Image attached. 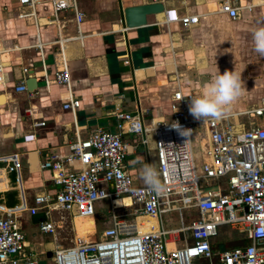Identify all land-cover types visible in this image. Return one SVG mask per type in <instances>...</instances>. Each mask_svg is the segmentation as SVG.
Masks as SVG:
<instances>
[{
    "label": "built area",
    "instance_id": "2783aa9c",
    "mask_svg": "<svg viewBox=\"0 0 264 264\" xmlns=\"http://www.w3.org/2000/svg\"><path fill=\"white\" fill-rule=\"evenodd\" d=\"M139 1L162 6V19L155 25L166 29L173 24L187 29L203 16L179 14L168 7L171 0ZM15 5L17 19L35 29L40 20L53 27L56 65L52 83L64 88L61 109L74 113L79 101L71 93L65 47L70 40L82 38L79 26L84 12L77 0H15ZM256 7L264 8V0L243 6L238 0H223L213 13L235 20L240 10L250 12ZM68 24L75 28L76 37L63 35ZM119 24L123 25L121 21ZM125 30L123 25L117 31L121 34ZM36 37L34 48L41 50L37 30ZM119 58L122 66L128 67V53ZM21 71L27 73L26 69ZM13 91L26 92L23 78ZM196 96L176 88L168 98V121L151 120L145 126V111L135 105L131 112L114 113L115 133L98 130L81 139L73 126L67 153H49L39 163L40 170L50 173L54 194L35 196L31 207L23 198L8 211L0 205V264H264V96L257 105L237 114L201 120L188 110ZM24 113L31 116L30 109ZM173 122L191 130L190 134L180 135L171 128ZM44 126L43 121L31 123L33 129ZM198 131L204 140L201 148L205 160L197 168L192 145ZM121 132L136 138V143L123 141ZM148 135L152 137L159 190L133 185L124 166L129 151L146 145ZM34 140V133L22 136L23 143ZM0 161L10 163L0 170V180H4L5 172H13L22 195L17 155L2 156ZM200 180L206 188L199 185ZM4 186L0 193L7 190L5 180ZM124 199L128 205L120 203ZM101 201L107 202L108 222L96 238L75 233L69 245L54 246L49 258L46 252L34 251L17 220L20 214L35 216L40 212L44 219L38 221L37 232L53 238L60 224L50 219L52 211L72 219L92 218ZM129 217L133 218L127 220ZM145 217L154 224L145 228L144 222H136ZM225 226L238 236L236 241L246 243L225 249L226 242L216 241L218 228ZM143 228L146 230L140 232Z\"/></svg>",
    "mask_w": 264,
    "mask_h": 264
},
{
    "label": "crops",
    "instance_id": "0c3cea01",
    "mask_svg": "<svg viewBox=\"0 0 264 264\" xmlns=\"http://www.w3.org/2000/svg\"><path fill=\"white\" fill-rule=\"evenodd\" d=\"M221 1L171 0L168 7L174 8L177 13L203 16L196 25L187 29L173 24L167 31L163 26L155 25L162 18V15L157 14L147 17L144 27L127 29L120 34L117 30L123 26L119 24V21L122 23V10L140 5L139 0H77L85 18L79 26L82 38L70 40L65 47L71 93L79 101V108L70 113L61 109L64 88L52 83L56 65V50L51 43L56 38L53 27L40 20L35 29L27 21L16 18L15 0H0V157L17 155L22 190L20 195L14 173L5 172L7 190L0 195L5 198L12 193V200L17 203L0 205L5 209L12 208L19 205L23 198L25 204L30 203V206H26L31 207L35 196L54 194L50 173L40 170L39 163L49 153H67V145L73 140V126L77 128L81 139L98 130L115 133L114 113L131 112L135 105L145 111V126L151 120L168 121V98L176 88L184 94L194 92L200 95L201 88H196L195 81L188 79L181 71L193 69L198 74L203 73L212 78L215 76H212V69L207 73V68L212 67L207 66L201 56L205 45L209 43L207 28L212 24L216 27L219 21L237 24V21L245 18L258 19L264 13V8H254L250 12L240 10L239 17L230 20L225 15L213 13ZM254 1L238 0V5ZM112 8L116 12L115 21L108 20L105 13ZM210 12L212 14L208 15ZM61 16L68 17V14ZM36 30L39 42L43 44L41 50L34 48L37 43ZM63 35L74 38L76 30L68 24ZM208 45L214 50H225L230 46L227 37L222 36L220 39L214 36L213 42ZM124 53L129 56L128 67L122 66L119 58ZM22 69H26L27 73L23 74ZM219 73L222 74L221 71ZM28 77L36 80V88L30 93H14L17 83ZM261 96L264 93L247 108L238 103L240 96L225 114H237L249 109L257 105ZM26 109H30L31 116L24 113ZM239 120L243 121L241 118ZM32 121H43L45 126L33 129ZM28 133H34L35 140L23 143L22 136ZM201 133L194 135L197 140L199 136L201 138ZM120 135L130 145L136 143L137 139L129 134L121 132ZM152 149V137L148 135L146 145H138L135 150H130L124 160L125 169L135 186H147L141 169L144 164L155 166ZM194 158L198 168L201 161L198 149L195 150ZM9 165L8 162L0 161V170H5ZM5 201L6 204L10 203L7 198ZM1 202L4 203V199ZM120 203L128 205L126 199ZM96 209L98 213L104 211L98 206ZM30 217L38 221L44 219L40 212ZM74 222L78 236L92 232L86 228L78 232L85 226L78 228ZM26 239L33 249L39 251L38 254H47L54 247L52 243H34Z\"/></svg>",
    "mask_w": 264,
    "mask_h": 264
},
{
    "label": "rangeland",
    "instance_id": "374dc122",
    "mask_svg": "<svg viewBox=\"0 0 264 264\" xmlns=\"http://www.w3.org/2000/svg\"><path fill=\"white\" fill-rule=\"evenodd\" d=\"M105 13L107 18H109L108 20L115 21L116 12L114 8L109 9ZM210 14H212V12H210L208 15ZM248 19L249 18H245L243 20L241 19L237 21V24H233L227 21H219L216 24V27L215 24L209 26L207 28L209 31V43L213 42L214 36L218 39H220L222 36L227 37V42L228 44H230V46H227L225 50H214L213 47L211 48L208 45V43L207 45H205V51L201 53V56L204 57L203 59L207 63L206 65L212 67L207 68V73H209L211 69L213 70L212 76L216 74L217 69L218 71H221L222 74L225 71H234L236 74H241V80L243 82L245 90L242 92L239 99L240 102L238 103L243 108L250 107L258 98V96L264 93V56H261L254 50V46L252 43V30L254 28L264 26V13L259 15L258 19ZM252 23H254L253 27L250 28ZM165 30L168 31V29L166 28ZM181 68L183 69L185 67L181 66ZM215 68H217L216 71H214ZM179 70L177 67L178 72H180ZM181 72H183L184 75L188 77V79L195 81L196 88H201L199 94L202 93L203 87L207 84V82L212 79L210 75H205L203 73L198 74V72L193 69H183ZM196 81L199 83H197ZM198 183L201 187L206 188L203 181L200 180ZM219 183L222 186L223 179H220ZM209 185L211 186L212 183H209ZM0 197H3L0 198V203L4 204V206H10L17 203L16 200H12V193L5 196V198H7L10 203L6 204L4 196L0 195ZM3 199L4 203L1 202V200ZM26 205L30 206V203H27ZM97 206L101 209L104 208V211H100L99 213L95 212L92 218H84L76 220L75 222L73 221L74 219H72V217H68L64 213L52 211L50 213V219L53 222H57V224H60V228L56 230V235L53 238L49 235L38 234V220H36L35 217H30L28 214L23 213L17 216V220L20 223L21 232L30 241L41 244L52 243V246H67L71 243L70 241L73 239L74 234H77V231L75 232L74 230L76 229V227L73 225V222L75 225H77L78 228L79 226H85L78 230V232H81V230H84L85 228L87 230H91L92 232L88 234L91 240L95 239V236L100 232V230H102L107 225L108 216L105 212V210L107 209V202H98ZM132 218L133 217H129L127 218V220H131ZM136 222H144L145 228H147L148 225L154 224V221L150 220L149 218H137ZM217 232L218 236L216 241H227L228 247H226L225 249L231 248V241H236L235 239L238 237L233 232H230L228 230V227L226 226L223 228H218ZM34 251L39 252L36 249H34Z\"/></svg>",
    "mask_w": 264,
    "mask_h": 264
},
{
    "label": "clouds",
    "instance_id": "9594fccd",
    "mask_svg": "<svg viewBox=\"0 0 264 264\" xmlns=\"http://www.w3.org/2000/svg\"><path fill=\"white\" fill-rule=\"evenodd\" d=\"M252 43L254 50L264 56V26L252 30ZM244 90L241 74H236L234 71L220 74L217 69L215 76L203 87L202 93L191 98L189 113L197 120L206 117L220 118L230 111L231 105L239 99ZM171 128L184 137L191 132L182 129L179 122H173ZM141 175L151 189H160L158 173L154 165L144 164Z\"/></svg>",
    "mask_w": 264,
    "mask_h": 264
},
{
    "label": "water",
    "instance_id": "95a60500",
    "mask_svg": "<svg viewBox=\"0 0 264 264\" xmlns=\"http://www.w3.org/2000/svg\"><path fill=\"white\" fill-rule=\"evenodd\" d=\"M162 9L163 8L160 4H140V5L126 7L121 12L122 23L126 29L142 28L146 25L147 17L160 14L162 12ZM24 86L26 92L30 93L36 88V80L33 77H28L24 81ZM201 142L202 143L199 150L201 153V160L204 161L205 154L203 149L201 148L204 140H201ZM49 257H50V253H47L46 258Z\"/></svg>",
    "mask_w": 264,
    "mask_h": 264
},
{
    "label": "bare ground",
    "instance_id": "6f19581e",
    "mask_svg": "<svg viewBox=\"0 0 264 264\" xmlns=\"http://www.w3.org/2000/svg\"><path fill=\"white\" fill-rule=\"evenodd\" d=\"M161 15V14H160ZM162 19V18H161ZM193 138H194V143H193V145H192V150H193V154L195 155V150H199V148H200V146H201V138H200V136H199V140H197V138H195V136H193ZM194 146V147H193ZM2 189H5V186H4V180H0V190H2ZM2 210H6V211H8V209H4V208H1ZM145 218H148V217H145ZM79 219H84V218H78V217H75L74 218V220L73 221H75V220H79ZM150 220H152V219H150ZM153 225V224H152ZM146 229H140L139 231L141 232V231H145ZM81 237H84V236H81Z\"/></svg>",
    "mask_w": 264,
    "mask_h": 264
},
{
    "label": "trees",
    "instance_id": "16d2710c",
    "mask_svg": "<svg viewBox=\"0 0 264 264\" xmlns=\"http://www.w3.org/2000/svg\"><path fill=\"white\" fill-rule=\"evenodd\" d=\"M192 214H194V212H192ZM231 242H232L231 245H230L231 248H234L235 246H241V245H244L246 243L245 241H231ZM226 245H227V241H226Z\"/></svg>",
    "mask_w": 264,
    "mask_h": 264
}]
</instances>
